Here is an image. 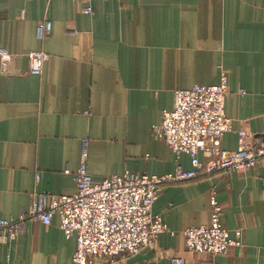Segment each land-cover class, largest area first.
Listing matches in <instances>:
<instances>
[{"label": "crops", "instance_id": "1", "mask_svg": "<svg viewBox=\"0 0 264 264\" xmlns=\"http://www.w3.org/2000/svg\"><path fill=\"white\" fill-rule=\"evenodd\" d=\"M92 7L87 14L74 0H0V220L19 218L35 192L75 193L84 143L97 183L126 172L175 173L176 155L152 126L174 108L177 90L217 85L223 70L233 122L222 148L236 151L239 131L264 135V0H95ZM42 21L51 25L45 39ZM32 51L48 55L41 76L29 73ZM2 55L14 56L9 69ZM178 162L192 168L186 154ZM215 188L222 222L243 229V245L215 256L188 252L184 232L210 226ZM153 214L168 230L155 247L115 264L177 257L264 264V159L228 178L167 185ZM76 249L57 219L30 222L15 241L0 239V264H73Z\"/></svg>", "mask_w": 264, "mask_h": 264}, {"label": "built area", "instance_id": "2", "mask_svg": "<svg viewBox=\"0 0 264 264\" xmlns=\"http://www.w3.org/2000/svg\"><path fill=\"white\" fill-rule=\"evenodd\" d=\"M93 12L95 0H74ZM51 25L42 21L38 37L45 39ZM29 73L42 75L44 51L28 53ZM14 56L2 55L1 67L9 69ZM228 73L223 70L217 85H195L177 90L172 110L162 113L161 121L152 126L155 138L165 141L177 158L175 173L167 175L126 172L102 182H94L87 170V143H84L81 166L72 195L35 192L28 210L19 218L0 220V239L15 241L30 222L51 225L57 219L67 238L76 237L73 264H115L155 247L158 236L168 230L163 217L153 214V206L167 185L202 179L213 174L225 178L258 166L264 159V135L239 131L236 151L222 148L224 136L232 130V119L226 116ZM240 93H244L240 91ZM182 154L191 159L192 168L184 170L178 162ZM200 155H203L202 160ZM37 175V181H39ZM217 189L211 194L210 226H192L185 230V247L191 253L224 254L243 245V229L233 232L222 222L223 208L217 200ZM172 264H185L177 257Z\"/></svg>", "mask_w": 264, "mask_h": 264}]
</instances>
